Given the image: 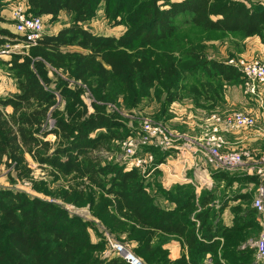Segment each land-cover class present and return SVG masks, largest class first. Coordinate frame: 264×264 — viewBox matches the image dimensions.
<instances>
[{"label":"trees","instance_id":"trees-1","mask_svg":"<svg viewBox=\"0 0 264 264\" xmlns=\"http://www.w3.org/2000/svg\"><path fill=\"white\" fill-rule=\"evenodd\" d=\"M9 1L0 0V15ZM103 3L106 16L110 18L113 12L127 27L119 38L96 35L85 27ZM27 9L28 16H51L53 23L66 12L70 25L57 34L44 35L30 55H13L9 61L0 56V67L12 72L18 88L17 94L0 97V166L24 171L29 155L35 163L65 177L80 176L107 196L102 209L110 206L119 216L111 218L110 224L117 231L129 230L130 238L138 239L137 255L145 264H202L208 253L216 263L222 259L226 264H257L254 248L240 249L261 232L248 194L236 193L230 198L245 206L233 208L231 228L221 225L220 211L210 206L218 198L216 189L197 195L190 184L177 185L162 192L175 208L161 207L136 170L103 163L94 155L119 139V130L125 125L98 108L90 113L81 93L54 81L46 65L67 69L84 83L96 77L102 100L119 95L137 100L152 90L156 81L162 83L167 78L166 103L172 104L179 99L172 94V83L205 81L197 83L192 93L210 108L223 104L226 85L241 82L242 73L235 66L195 52L156 59L150 50L169 42L185 45L176 39L185 26L208 33L258 37L264 45V5H248L243 0H27ZM181 18L186 19L182 25ZM0 36L18 37L1 27ZM71 46L84 53L64 54ZM187 63L193 65L183 68ZM57 94L66 103L64 111L58 108ZM50 118L54 119L51 129ZM51 135L54 142L49 140ZM212 177L227 187L233 182H257L248 177L236 180L225 172ZM88 225L56 204L24 192L0 190V264H129L120 257H102L106 245L91 241ZM169 235L184 240L188 259L183 256L168 261L162 246Z\"/></svg>","mask_w":264,"mask_h":264},{"label":"rangeland","instance_id":"rangeland-1","mask_svg":"<svg viewBox=\"0 0 264 264\" xmlns=\"http://www.w3.org/2000/svg\"><path fill=\"white\" fill-rule=\"evenodd\" d=\"M172 1L181 2L183 0ZM243 1L248 5H264V0ZM11 2L6 3L4 10L1 11L0 16L3 18V22H0V27L9 30L18 37L17 39H11L0 36V56L6 61H9L13 55H30L33 48L37 46L26 44L24 35L16 32L11 5L21 4L22 0L16 2L11 0ZM25 13L30 15L26 7ZM42 18L44 20L43 35L52 34L58 28L60 29V27L70 23V17H63L55 23L52 22V18ZM122 20L121 17L114 18L113 12L110 18L106 16L105 3H103L97 11L96 18L87 23L85 27L92 30L93 33L95 32V34L119 38L127 31V27ZM185 21V18H181L179 20L180 25ZM176 39L184 42L185 45L169 42L154 47L150 52H153V56L156 59L169 55L179 57L180 52L202 53L209 59L238 67L239 69H237L240 72L241 68L253 62H264V59L260 58L261 52H258L259 57H247V53L253 52L260 44L257 45L254 42L258 40L256 37L244 38L240 34L208 33L185 26L179 31ZM63 53L73 55L84 52L78 46H71L65 48ZM190 64L192 63L183 65V68ZM46 66L49 70V76L54 81L62 82L67 85L69 90L81 93V98L90 113L95 112L98 108V110L108 115L116 116L125 125V129L119 130L120 138L110 142L109 148L105 147L95 151L94 155L99 156L103 163L117 164L124 169L130 170L133 167L131 161L137 158L144 159L151 155L155 163L166 164L169 158L171 160L176 159V152L183 153L192 150H197V161H199V156L208 153L209 149L204 145H199V142H196V136H202L203 138H200V140H203L211 132L208 119L216 115L220 118H225L235 112H244L258 119L257 129L233 130L219 125L220 132L218 133L226 143L223 152H235L243 155V164L234 168H225L221 171L215 166H210L208 170L210 173L225 172L232 178H236V180L248 177L257 180V182H233L227 187V183L217 182L213 179L214 184L211 190L216 189L218 198H231L236 193L248 194L251 197L252 204L256 197L257 189L264 185V86H257L256 92L258 94H255L249 88L252 86V82L243 74L240 83L227 85V91L229 92H227V95L231 105L223 103L218 105L217 111L209 112L204 99L192 93L197 88L196 86L205 84V81L201 83L195 79H189L187 83H182L180 86L175 82L172 83V94L179 96V99L172 104L166 103L167 91L165 83L167 78L162 83L156 81L155 87L148 93L142 94L137 100H134L130 95L128 100H126L125 95L102 100V98L98 97L96 77L84 83L72 77L71 72L67 69L55 68L51 64ZM178 90H180L179 94L177 93ZM260 91H263V94ZM17 93V82L12 72L7 67H0V97ZM58 100L59 110L64 111L67 106L64 100L61 99L60 94L58 95ZM249 109H252V111ZM148 125L164 130L171 144L178 148H164L161 146L162 138L160 136L150 137L146 132L145 128ZM53 126L54 119L50 118L48 127L51 129ZM49 140L54 142L55 137L51 135ZM145 140H147L146 144L143 143ZM129 149H133L134 154L128 155ZM247 154H249V157L246 156ZM26 162L28 166L24 171H16L4 165L0 166V190L11 189L24 192L31 197H37L56 204L67 210L72 216H78L89 224L87 229L91 241L94 243L104 242L106 245L105 250L100 253L102 257H113V252L109 245V241L112 240L123 245L135 256L142 259L137 255V250L140 246L138 239H131L129 230L123 228L121 231H117L118 229L110 224L112 223L110 221L111 218L115 216L119 218V216L110 206L107 209H102V205L108 199L107 196L102 195L93 185L78 175L65 177L53 168L35 163L29 155L26 156ZM132 170H136L142 176L148 193L154 197L157 204L162 205L161 202L166 200L162 192L166 189H164L161 172L155 167L154 169L147 167L146 170L134 167ZM187 176L194 178L192 174ZM187 176L185 175V177ZM193 182L194 184L190 183V185L197 192V184L194 179ZM198 184H201L199 180ZM177 185L172 186L168 190ZM205 191H208V189H201L200 194ZM261 218L263 219L264 216L261 215ZM259 235L260 239L264 233L260 232ZM256 262L259 261L256 259ZM257 264H261V262Z\"/></svg>","mask_w":264,"mask_h":264},{"label":"built area","instance_id":"built-area-1","mask_svg":"<svg viewBox=\"0 0 264 264\" xmlns=\"http://www.w3.org/2000/svg\"><path fill=\"white\" fill-rule=\"evenodd\" d=\"M11 10L13 20L15 22L16 32L24 35V42L26 44L37 45L38 41L44 36L43 18L39 16L35 17L26 15L25 6L22 3L13 5ZM241 73L252 82V86L249 87L250 90L255 94H258V92H256L257 86H264V62H253L249 65H246L241 68ZM208 123L210 124L209 127L211 132L207 134L203 140H200V145L206 146L209 150L208 153H204L203 156H200V162L196 161V168H199L200 166H204L206 168L209 166H215L217 169H219V171H221L225 168H234L242 165L244 158L243 155L235 152H223L226 143L218 135L220 132L219 125L233 130L257 129L258 119L249 113L235 112L226 116L225 118H220L216 115L213 118L208 119ZM145 130L150 137L160 136L162 138L161 146L164 148L175 147L171 144L170 140H168L164 130L161 128L148 125ZM143 143L146 144L147 140H145ZM130 154H134L133 149L128 150V155ZM197 154V150H193L192 155L195 157V159H198ZM246 156L249 157V154ZM187 161L188 158L182 157L181 164L183 167L187 166ZM162 164L164 163L156 164L153 160V157L148 155L144 159L137 158L136 160L134 159L131 161V165H133V167L130 168V170H132L134 167L143 168V170H146L147 167L153 169L155 167L156 169H159ZM126 170L129 169L126 168ZM253 207L257 210L258 214L264 216V185H261L257 189V194L253 201ZM109 245L112 249L113 256L120 257L129 264H145L139 257L135 256L123 245L113 242L112 240L109 241ZM255 246L257 247L258 260L264 261V235L259 239V241L256 242Z\"/></svg>","mask_w":264,"mask_h":264},{"label":"crops","instance_id":"crops-1","mask_svg":"<svg viewBox=\"0 0 264 264\" xmlns=\"http://www.w3.org/2000/svg\"><path fill=\"white\" fill-rule=\"evenodd\" d=\"M20 1V0H19ZM11 2V1H10ZM16 2V1H15ZM12 3V2H11ZM22 4L27 8V0H22ZM13 5V4H12ZM12 5H11V9H12ZM47 18H52L51 16H44ZM63 17H69L68 14L66 12H62L61 15L59 16V20H61ZM91 22V21H90ZM69 24L64 25L63 27H60V29L58 28L57 30H55V32H53L52 34H57L61 29H63L64 27H67ZM88 29V28H87ZM90 30V29H89ZM92 31V30H90ZM93 32V31H92ZM95 33V32H94ZM96 35H102V34H97ZM255 38V37H254ZM258 40L254 41L257 45L259 44L258 47H256V49L253 50V52L251 53H247L249 58H255V57H259V53L261 52V56L260 58L264 59V45L261 43V40L256 37ZM262 89V87H261ZM228 90V86L226 85L224 87V95H225V99L223 103H226L228 105L230 104V100L228 98L227 95V91ZM263 94V91H260ZM229 93V92H228ZM208 105V104H206ZM219 105V104H218ZM218 105L216 106H210V108L208 107V111L209 112H213V111H217L218 109ZM248 110V109H247ZM250 111H252V109H249ZM221 112V111H219ZM200 138H203L202 136L198 137L196 136V142H199L198 144L200 145ZM195 147L197 148V145L195 144ZM192 151H186L184 153L179 154L178 152H176V159L171 160L170 158L167 160V163L162 164L159 167V171L161 172V174L163 175V182H164V189L168 190L170 189L172 186L177 185V184H194L193 179L195 180V183L197 184V195H200V191L201 189H208L211 190L213 189V177L212 174L213 172H209V167H204V166H200L199 168H196L195 164L197 159H195V157L192 155ZM182 157L184 158H188L187 161V166L183 167V165L181 164V159ZM201 157L199 156V159ZM198 162V161H197ZM200 162V161H199ZM192 174L194 176L193 177H189L187 175ZM185 175L187 177H185ZM198 180L201 184H198ZM162 205H160L163 208H167V209H174L175 208V204L170 203L167 200H163V202H161ZM238 205H242L243 207L244 204L243 202L239 201V200H233L230 198H217L212 205L215 207V209L217 211H220L219 213V220L221 221V225L226 227V228H231L234 226V221H235V213L233 212V208L238 206ZM224 206V210H221V207ZM253 206V203H252ZM254 208V207H253ZM201 210V209H200ZM198 210V212L200 211ZM257 223L258 225L261 227V232L264 233V218H261V215L258 214L257 217ZM199 226V223H198ZM262 234V233H261ZM260 234V235H261ZM260 235H258L260 237ZM257 236V237H258ZM258 238H252L249 239L246 243H243L240 247V249L244 250L246 247H250V248H254L255 249V259H257V263H263L264 261H260L258 260L257 257V247L255 246L256 242L259 240ZM168 240L167 243H165L162 246L163 251H165L167 253V259L170 262H175L177 260H179L180 258H182L183 256H186L188 259V247L185 245L184 240L180 237L177 236H167L166 237ZM221 242H223V238H220ZM221 250H218V253H220ZM115 257V256H113ZM219 257V256H218ZM203 263L202 264H226L225 261H223L222 259H220V263H216L214 262V259L212 257V254L208 253L206 254V256L203 258ZM143 262L144 260L141 259ZM156 264H164L161 261H158ZM165 264H171V263H165Z\"/></svg>","mask_w":264,"mask_h":264}]
</instances>
